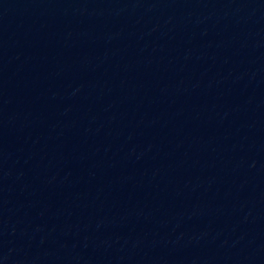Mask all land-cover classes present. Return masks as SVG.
Segmentation results:
<instances>
[{"label": "water", "instance_id": "95a60500", "mask_svg": "<svg viewBox=\"0 0 264 264\" xmlns=\"http://www.w3.org/2000/svg\"><path fill=\"white\" fill-rule=\"evenodd\" d=\"M0 264H264V0H0Z\"/></svg>", "mask_w": 264, "mask_h": 264}]
</instances>
